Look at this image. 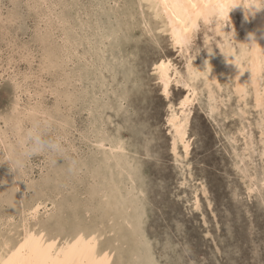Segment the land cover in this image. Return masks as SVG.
Returning a JSON list of instances; mask_svg holds the SVG:
<instances>
[{
	"label": "rangeland",
	"instance_id": "obj_1",
	"mask_svg": "<svg viewBox=\"0 0 264 264\" xmlns=\"http://www.w3.org/2000/svg\"><path fill=\"white\" fill-rule=\"evenodd\" d=\"M147 8L140 0H0L4 192L15 190L19 172L25 194L17 211L45 192L60 213L55 221L64 222L68 233L83 221L101 220L105 230L117 228L119 241L113 243V231L101 244L111 264H264V107H253L252 89L244 102L234 94L232 76L220 70L225 46L214 23L201 24L185 57L159 31ZM227 20L225 32L238 31L229 41L239 49L254 22L248 18L242 24L239 13ZM188 56L195 64L216 60L222 88L212 83L217 92L213 100L205 77L196 79L199 97L192 108L186 154L181 143L173 150L167 117L172 109L179 110L187 88L173 82L167 97L155 71L171 58L186 75ZM27 107L37 108L36 119L22 115ZM19 113L22 130L13 120ZM31 128L60 149L46 147L41 154L26 156L31 141L25 136ZM2 186L0 182V191ZM115 193L123 194L117 195V209L124 207L123 201L130 205L119 219L104 196ZM7 207L11 204L4 201L0 212L10 213ZM16 217L19 224L21 213ZM54 233L56 240L65 238V233ZM65 240L73 246L70 237Z\"/></svg>",
	"mask_w": 264,
	"mask_h": 264
},
{
	"label": "bare ground",
	"instance_id": "obj_2",
	"mask_svg": "<svg viewBox=\"0 0 264 264\" xmlns=\"http://www.w3.org/2000/svg\"><path fill=\"white\" fill-rule=\"evenodd\" d=\"M140 2L144 5H146V7H148L147 9L151 12V14L155 18H157L158 23L160 24L158 26L159 31L168 34L171 38L172 45L175 48H178L180 53L183 52L182 56H185V57H186L185 51H189V47H187L184 43L185 35H189L191 37V40L193 41V39L197 36L198 29L200 28L202 23H204L208 26H210L211 23H214L213 25L216 26L215 29H217V32L220 33L222 36V41H221L220 45L222 47L225 46V47H223L224 48V53H223L224 54V57H223L224 58V60H223L224 61V63H223L224 69H223V71H222V69H220V70L222 73H224V76H228V77L232 76L234 94L236 93L240 98L239 100L243 99L242 102H244L245 97L249 98V96H247V95L253 91V96H254V101H253L254 106L253 107H257V108L264 107V10H260L254 14L249 15L248 18H251V20L254 23H253L252 27L246 29V33H245V35H243L244 38H242L243 41L240 43L239 49H237L238 48V45L236 44L237 41L235 42V44L237 45V48H235L233 46L234 44L233 45L230 44L231 41H229V37H227L225 35L224 31H226V29H225L224 25L222 23L214 22L211 19V17H205V14H204L205 10L213 2V0H140ZM54 11H55V9H54ZM235 13L240 14V16L242 18V20H241L242 24H245L246 20H248V18L247 19L245 18V11L240 6H237L236 8L230 10L229 17L227 19H229V18L233 19V15ZM143 19L145 20V22H147L146 17H144ZM234 20H235V18H234ZM231 23L233 24V21ZM236 25L237 24H235V26ZM243 27H244V25H243ZM235 31L232 30V32L235 33V35H236L237 34L236 32H238V31H236V32ZM249 33H254V38H255V41L257 43V45L254 47H249L246 44V43L250 42ZM101 36H103V35H101ZM241 37H242V35H241ZM207 39H210V38L207 37ZM218 43H219V41H218ZM99 46H101V45H99ZM220 51L223 52L222 50H220ZM210 52L212 53V49L210 50ZM188 53H190V52H188ZM188 57H189V59L186 60L187 63L185 62L186 63V66H185V68H186L185 74L186 75H184V73H182V71L179 70V68L173 62V60L171 58H167L163 62L160 61L161 63L159 64V66H157L156 71H155L157 73V79H158L159 83L161 84L160 86L162 88V91H163L164 95H166L167 97L170 96V89H172L171 87H172L173 82H175V84H178V85L183 84V87L185 86L187 88V91H188L187 95L182 97L181 101L179 102V108H178L179 110H177L176 108L172 109V112L170 111L171 114H169V116L167 117L169 124H170L169 127H171L172 132H174L173 137L171 138V139H173V143H172L173 150L175 152H177L178 145L181 143L185 149L186 154L189 153V149L191 147L189 135H188L189 134L188 130H189V125H190L192 108L195 104L196 99H198L197 98L198 90H197L196 86L194 85L196 79H198L200 76L205 77L206 85L209 89L208 90L206 88V90H208V92H210V95L208 93L207 94L209 96H211V98L213 100H216L217 92L212 88V83H214V81L215 82L217 81L218 82V88L219 89L222 88V85L218 81V79L221 78V77H219L220 73H218L219 72L217 69L218 67L216 68L214 66L216 60L214 61V59H212V62H210L209 60H203L204 63L201 62L199 64H195L194 62L191 61L192 59L190 60V56H188ZM205 64H207V65L204 66ZM217 66H219V65L217 64ZM195 67L201 71H204L205 68L207 70H206V72L197 74ZM226 81H228V80H226ZM250 89H252V91H250ZM33 102H34V100H33ZM215 102H217V101H215ZM171 105H172V103H171ZM27 108H29L28 111H24L22 113V115H29V117L36 119V113L38 112L37 108L36 107L35 108L34 107L33 108L27 107ZM214 108L215 107L213 106V109ZM210 109H212V108H210ZM22 111H23V109H22ZM260 111H262V110H260ZM241 112H243V111H241ZM22 115H20V113H19L13 118V120H15V124L19 130L24 129L23 124L21 122L23 119ZM38 115H40V114H38ZM261 118H263V117H261ZM6 122H7V118H6ZM60 124H62V123H60ZM250 133H251V131H250ZM243 134H244V132H243ZM23 138H22V141H23ZM247 142H249V141H247ZM98 144L100 147L101 146L104 147L106 143H104L103 140H102V142H100V140H98ZM113 145H115V144H113ZM117 146L118 145L116 144L115 147H117ZM118 151H120V150H118ZM10 154L11 153L8 152L7 157H9ZM121 158L122 157L119 156V159L122 161ZM119 159H118V161H119ZM11 160H12V158H11ZM124 162H125V160H124ZM105 163H107V162H105ZM125 163H127V161ZM117 164H118V162H117ZM123 164L124 163H122V165ZM128 164L130 165L131 163L129 162ZM127 170H130V169L127 168ZM110 171H111V169H110ZM127 172L131 173L132 171L131 172L127 171ZM17 173H18L17 178L15 180V183H16L15 190H11L7 194L4 191L8 190V185H7L8 183H6L4 180H2L3 186L1 187V191H0V197H1L0 198V204H3L4 201L11 204V207H9V208L11 209L12 212L10 210H9L10 213H8V214L5 213L4 211L0 212V264H111V260H110L111 257L107 251H104L101 244H102L104 238L106 236H108L109 234H111V232L114 231L111 228L112 225H111L110 229L105 230V228H103V226H102L103 221H101V220H99V222L97 220H96V222L93 221L94 224H88L85 221H83V222H79L77 224H73V227L70 228V233H68V229H65V227H64V222L60 221V223H57L56 222L57 220L54 219V215L56 214V216L57 215L60 216L59 215L60 213H58L56 211L57 207H55L56 205L52 204L53 202H51V204L53 206L52 207L50 206V203H49L50 198L48 197L49 199L48 198L45 199V196H44L45 192L44 191H43L44 193L42 195H40L38 193L37 197L32 199L30 202H28L26 204V206L23 205L21 207L20 211H17V210H19V208H17L16 206H18V202H21V200H23L24 194H25L23 191V186H22V180H23L22 177L23 176L19 172H17ZM118 173L121 174V172H118ZM56 174L53 176H56ZM132 174H133V172H132ZM188 175H189V173H188ZM116 176L118 177V174H116ZM101 181H102V179H101ZM55 182H56V180H55ZM115 182H116V180L114 181V183ZM116 183H118V181ZM263 183H264V179H263ZM132 185H134V184H132ZM132 185H130V188L132 187ZM58 188H60V187H58ZM114 188L116 189L115 184H114ZM249 188L252 189V187H249ZM133 189L135 191V188H133ZM120 191H118V192H120ZM129 193H130V191H129ZM133 193L134 192L132 191L131 194H133ZM57 194H59V193H57ZM61 194H62V192H61ZM119 194L120 193H115L113 195H109V194L104 195L107 198H110L108 200L109 205H110L109 208L113 212L112 214L114 216L116 214L119 215V216L116 215L117 219L120 218V213L123 214V213L127 212V211H125L124 207L126 204H128V203H125V201H123L124 207H120V209H117L121 203V201L118 198ZM120 195H123V194L121 193ZM131 196H133V195H131ZM129 201H131V199ZM133 204H132V206H133ZM58 205H59V203L57 204V206ZM196 205H198V204H196ZM58 208H59V206H58ZM127 208H129V207L126 206V209ZM123 209H124V211H123ZM5 211H6V208H5ZM19 212L21 213V219H20L19 224H17L18 221L16 223L15 218H17L16 214ZM59 212H62V211H59ZM87 213H89V210L87 211ZM128 218H129V216H128ZM86 219H88V215H87ZM121 219H122V217H121ZM127 223L130 224V221H127ZM5 225H6V227H4ZM114 225H116V224H114ZM38 230L39 231L41 230L40 231L41 233L40 232H39V234L35 233ZM116 230H117V228L115 229V231ZM115 231L113 234V235H115V237L113 239V243L116 241H119V239H120V237H118V235L116 236ZM54 232L58 233V234H56L57 237L58 236L62 237V235L65 233V238L67 237L69 239V237H70V240L72 242L71 244L73 246H69L67 244V241L65 240V238L64 239L60 238V240H56L57 238H55L54 237L55 235H53V234H55ZM121 237H122V233H121ZM147 238L145 237V239H147ZM113 247H116V246H113ZM111 250H113V251H115V253H117L116 248H113ZM118 264H121V262H119Z\"/></svg>",
	"mask_w": 264,
	"mask_h": 264
},
{
	"label": "clouds",
	"instance_id": "obj_3",
	"mask_svg": "<svg viewBox=\"0 0 264 264\" xmlns=\"http://www.w3.org/2000/svg\"><path fill=\"white\" fill-rule=\"evenodd\" d=\"M237 6H240L244 9L245 18L247 19L250 14H254L257 11L264 10V0H213V2L205 10L204 14L205 17H211L214 22L222 23L225 27L226 24H230V22L227 20L230 10L236 8ZM225 35L230 39H234L235 33L230 31L225 32ZM249 38L250 42L246 44L249 47L256 46L257 43L254 38V33H249ZM184 43L189 48H192L194 46V42L191 40V37L189 35H185ZM206 70V68L204 71L196 68L197 74L206 72ZM26 139L31 141L30 148H28L25 152V155L28 157L41 154L46 147L53 150L60 149V145L58 143L45 141L41 133L37 129H29L26 133Z\"/></svg>",
	"mask_w": 264,
	"mask_h": 264
}]
</instances>
